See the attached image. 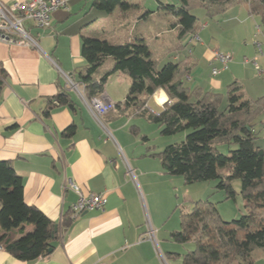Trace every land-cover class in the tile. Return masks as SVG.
<instances>
[{"label": "crops", "instance_id": "crops-1", "mask_svg": "<svg viewBox=\"0 0 264 264\" xmlns=\"http://www.w3.org/2000/svg\"><path fill=\"white\" fill-rule=\"evenodd\" d=\"M0 1L10 3L12 0ZM93 2L70 0L66 9L53 12L49 27L31 30L40 49L0 41V69L3 70L0 160L10 161L22 178L24 201L58 225L52 239L54 247L48 255L25 262L0 246V264H168L169 261L182 264V253L173 249L176 242L171 236L180 228L181 214L174 207L177 196L172 189L171 174L163 171L157 154L146 152L149 148L138 152L134 148L132 137L140 132L137 117L141 114L122 107L104 116L100 124L76 91L77 88L85 95L77 81L80 69L85 66L81 54L82 34L95 33L114 43L130 41L136 36V27H132L136 19L159 14L166 19L165 26H155L149 33L153 32L155 40L161 38L164 41L163 35L174 30L169 25L176 18L160 6V3H169L168 0H156L155 10L151 5L147 6L150 2L140 0L138 8L128 11L115 8L103 18H96L94 11H100L94 10ZM170 2L175 4L177 0ZM115 11L118 12L113 18ZM254 17L249 13L247 3L241 2L227 8L223 15L216 17L218 21H213L221 25L218 31L224 26L228 28L230 42L224 51L232 54L227 68L216 75H212L211 69L218 63L211 61V57L214 49L220 50V44L207 47L210 44L207 31L214 24H204L200 33L193 32L187 41L194 44L198 56L191 58L192 49H188L185 57L179 56L192 64L189 74L183 77L184 85L223 95L231 82H243L251 66L244 62L246 55H242L249 53L238 51L232 40L235 37L230 32L250 33ZM126 29L130 31L124 41L118 42L111 37V34ZM194 40L198 42L192 43ZM169 46L168 41L161 57ZM200 57L207 67L199 62ZM111 64L112 58H106L99 72ZM67 77L73 80L76 88L70 86ZM255 81L247 89L249 98L263 92L264 84ZM129 84L126 74L115 73L106 81L99 96L115 104L123 102ZM62 91L69 93L71 100L67 104L48 101ZM141 99L144 108L158 113L168 98L162 89H158ZM70 124L75 125L74 133L63 134ZM142 138L148 140L147 136ZM67 180L77 184L84 194H105L103 209L72 216L70 206L76 201L77 194L68 187ZM65 215H70L72 220L63 227L61 221ZM32 228L29 224L24 230ZM63 229H66L64 234ZM150 231L152 238L148 236ZM255 253L263 256L264 264V251L254 249L253 256Z\"/></svg>", "mask_w": 264, "mask_h": 264}, {"label": "trees", "instance_id": "trees-1", "mask_svg": "<svg viewBox=\"0 0 264 264\" xmlns=\"http://www.w3.org/2000/svg\"><path fill=\"white\" fill-rule=\"evenodd\" d=\"M246 2L249 13L259 18L264 27V0H177L160 3L176 20L170 23V46L164 56L152 57L147 43L135 36L122 43L110 42L86 32L81 36V54L85 66L80 69L78 82L87 99L98 97L110 76L124 73L130 79L123 102L116 110L131 108L156 123L163 136L187 131L180 142L167 144L158 158L166 174L178 175L184 184L217 180L216 188L226 198L234 196L231 183L241 182V196L246 213L238 219L225 221L217 207L209 200H197L189 212L180 214V228L172 233L174 243L191 242L193 248L181 254L182 264H255L252 251H264V150L255 144L257 138L253 122L264 111V95L257 99L245 97L239 82H231L225 94L203 92L184 85L192 64L172 51L184 47L183 37L196 31V17L189 11L190 4L205 7L216 16L230 6ZM131 0H94L93 8L111 13L138 8ZM146 14V13H145ZM173 27V28H172ZM106 58L112 64L101 73L99 68ZM0 69V87L3 84ZM162 89L167 101L158 113L144 108L141 97H149ZM69 93L62 91L48 101L67 104ZM70 124L63 134L72 135ZM219 144L236 146L228 154L218 150ZM23 180L10 161L0 160V246L13 257L30 262L50 253L55 233L54 222L38 208L28 205L23 198ZM65 215L61 226L70 224ZM32 225L30 231L25 225Z\"/></svg>", "mask_w": 264, "mask_h": 264}, {"label": "rangeland", "instance_id": "rangeland-1", "mask_svg": "<svg viewBox=\"0 0 264 264\" xmlns=\"http://www.w3.org/2000/svg\"><path fill=\"white\" fill-rule=\"evenodd\" d=\"M150 2L147 4L151 5V9H157V2L156 0H142V2ZM169 3L170 0H168ZM132 2L140 4V0H133ZM149 7V6H148ZM119 8L117 7V10ZM95 10V9H94ZM164 10L161 9V12ZM189 11L196 17V24L195 28L199 33L203 30L204 24H214V26L208 28V38L210 41L209 48L213 47H218L220 44V52L222 53H228L224 51V47L229 44V40L227 39L228 35V28L223 27L222 31L219 30V26L221 25H216L213 23V21H218L216 19L217 16L223 15V13H220L219 15H216L213 17V15L208 14V11L205 7L199 6V5H194L190 4V9ZM96 12V18H103L106 16L107 13H97ZM115 11L112 14V17L114 18L116 16ZM163 14V13H160ZM145 16L146 14L143 13ZM254 20H251V24L253 26L252 30L250 33H237V32H230L231 35H233L235 38L232 39L235 42V46L238 48V51H247L249 54L243 53L242 57L246 55L245 57L248 59L251 68L248 66L249 72L247 73V77L243 82L240 83V91L245 95V97L249 98L247 94V89L250 87V85L255 82H259V84H264V27L259 26V18L254 15ZM138 18V17H137ZM225 18V17H222ZM221 18V19H222ZM166 20V19H165ZM165 20L162 18V16H159V14H155L151 18L143 19L142 17H139L136 19V23L132 24V27H136L135 29V35L136 36H142L145 42L147 43L150 51L152 52V57L155 59H159L165 49V46L168 45L169 41V33H165L163 36H165L166 42H164L161 38L158 40L154 39V34L153 32L149 33V31H152V29L156 27H164L165 26ZM116 21V20H114ZM102 23H104V19L101 20ZM172 22V21H171ZM169 21H167L168 25ZM219 27V28H218ZM130 30H122L117 33L111 34L113 39L118 42H122L125 39L128 38ZM193 35V33L189 34L188 37H183L181 40L182 45L184 46L186 43H188L187 40L191 39L190 37ZM106 37V36H105ZM214 39V40H213ZM198 42L196 40L192 41V43ZM162 43V44H161ZM232 43V42H231ZM167 44V45H166ZM184 47L181 48L180 50L173 49L172 51L175 52V55L178 54V56L185 57L186 54L188 53V49H192L193 54L190 55L191 58H196L197 55V50L195 51V46L194 44L192 45L191 43H188ZM187 48V49H186ZM251 54V55H250ZM232 56V54H231ZM252 56V57H250ZM244 59V58H243ZM199 62L204 65V67H207L208 64L206 63L205 60H202L201 57L199 58ZM217 66V65H216ZM211 65L207 68V73L210 72ZM255 79H253V77ZM243 83V84H242ZM262 91V90H261ZM73 94L75 92L72 90ZM264 95V87H263V92H260L254 98L250 99H257L258 97ZM152 104V103H150ZM139 119V122L137 125L140 127V132L133 134V140H135V151H145V149L149 148L146 152L147 153H153L157 154L159 153L167 144L170 143H175V142H180L181 140L184 139L187 131H181L173 135H168V136H163L160 134L159 129L152 123H149L146 119L145 116H139L137 117ZM254 130L256 133L257 138L255 139V144L262 148L264 150V111L257 115L253 122ZM109 129V126H106ZM111 133V131H109ZM142 136H147L148 140H144ZM154 146V147H153ZM151 147V148H150ZM236 146L233 145H226V144H219L218 145V150L221 153L228 154L229 149H233ZM132 171L131 166H129ZM134 173V172H133ZM169 178H171L173 181H171L172 189H174V193L177 196V200L174 204V207L177 208V211H180V213L183 212H189L193 206V203L197 200H209L212 203L215 204L217 207V210L219 212V215L221 218L225 221H230L233 219H238L241 216H243L246 213V209L244 207V200L241 196V182L239 179H234L231 183L232 188L234 190V196L226 198V194L223 190L217 189L216 188V182L217 180L215 179H210V180H205V181H196L188 184H184V181L181 176L178 175H170ZM179 180V181H178ZM175 251L180 252V253H185L187 250H190L193 248V244L191 242L185 243V244H174L173 245ZM258 250H262L261 248H256ZM263 256H260L258 253L254 254V259H255V264H263V260L261 259ZM174 263L173 261H169L168 264ZM176 263V262H175ZM178 263V261H177ZM176 263V264H177Z\"/></svg>", "mask_w": 264, "mask_h": 264}, {"label": "built area", "instance_id": "built-area-1", "mask_svg": "<svg viewBox=\"0 0 264 264\" xmlns=\"http://www.w3.org/2000/svg\"><path fill=\"white\" fill-rule=\"evenodd\" d=\"M70 0H12L10 3L0 1V41L7 44H24L26 46L40 49L37 38L31 32L33 29H43L50 26L51 16L58 9H66ZM230 53H222L217 48L213 50L211 61L218 63L212 67V75L227 68L232 60ZM244 62H249L247 58ZM67 81L70 86L76 88L75 83L69 77ZM81 100L89 109L93 117L100 124L104 116L116 111V105L104 96L87 99L81 91L76 88ZM68 181V187L77 194V199L70 206L72 216L93 209H103L106 196L103 193L84 194L77 184ZM66 188V185H64ZM151 231L148 236L152 238Z\"/></svg>", "mask_w": 264, "mask_h": 264}, {"label": "water", "instance_id": "water-1", "mask_svg": "<svg viewBox=\"0 0 264 264\" xmlns=\"http://www.w3.org/2000/svg\"><path fill=\"white\" fill-rule=\"evenodd\" d=\"M69 107L72 108V105L69 104ZM83 213H86V212H83ZM58 229V225L54 224V230H53V234L57 231ZM66 232V229H63V234Z\"/></svg>", "mask_w": 264, "mask_h": 264}]
</instances>
